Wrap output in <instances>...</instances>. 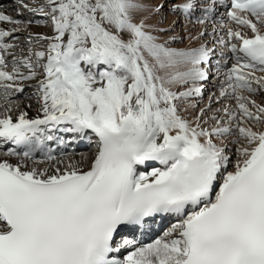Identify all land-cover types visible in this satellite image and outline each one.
I'll return each instance as SVG.
<instances>
[{
    "label": "snow or ice",
    "instance_id": "obj_1",
    "mask_svg": "<svg viewBox=\"0 0 264 264\" xmlns=\"http://www.w3.org/2000/svg\"><path fill=\"white\" fill-rule=\"evenodd\" d=\"M0 148V264H264V0H15Z\"/></svg>",
    "mask_w": 264,
    "mask_h": 264
},
{
    "label": "bare ground",
    "instance_id": "obj_2",
    "mask_svg": "<svg viewBox=\"0 0 264 264\" xmlns=\"http://www.w3.org/2000/svg\"><path fill=\"white\" fill-rule=\"evenodd\" d=\"M171 18V16L169 15L166 19H165V21H167L166 23H164L163 24V27H167L169 24H170V21H169V19ZM173 19H176V17L175 16H172V18H171V21L173 20ZM189 27H191V26H189ZM181 29H180V27L179 26H177V31H180ZM182 46V45H181ZM211 84H212V82L210 81L209 82V84L208 85H206V91L204 92V102L205 103H207V98H208V95L210 94V92H215V91H218V89L217 88H214V87H211ZM20 99V98H19ZM22 99V98H21ZM21 101H23L25 104L26 103H29V101H26V100H24V98L21 100ZM32 103H33V107H32V109L31 110H29V115L31 116V115H34L35 114V111H36V105H35V103H34V101H32ZM62 135V134H61ZM65 136H67V138H69V135L70 134H64ZM87 140H85V142H86ZM89 142V141H88ZM55 144V143H54ZM76 146H79V143H78V140H76ZM90 146H92L91 145V143H90ZM3 150V148H0V151H2ZM94 149L92 148V151H93ZM68 152H65V153H67L71 158H73V159H75V158H77L76 157V155L75 154H80V153H91V151L88 149V150H86L85 152H77L76 151V149H74L73 148V146L69 149V150H67ZM57 156H59V155H57ZM170 226V225H169Z\"/></svg>",
    "mask_w": 264,
    "mask_h": 264
},
{
    "label": "rangeland",
    "instance_id": "obj_3",
    "mask_svg": "<svg viewBox=\"0 0 264 264\" xmlns=\"http://www.w3.org/2000/svg\"><path fill=\"white\" fill-rule=\"evenodd\" d=\"M15 7V0H0V9H12V8H14ZM9 14H11V12L9 13ZM163 15H164V17H168L169 15L171 16V18H172V14L171 13H169V12H167V10L165 9V11H164V13H163ZM21 18H23V17H21ZM36 18H41V17H36ZM171 18L169 19V21L171 22ZM167 21H164V23H166ZM163 26V25H162ZM31 30L33 31V32H50V30L49 29H46V28H42V27H40V26H37V25H32V27H31ZM31 89H29L28 90V94L30 95L31 94ZM20 98V100H22L24 97H19ZM22 98V99H21ZM88 145L87 146H85L84 148H86V147H89V143H87ZM84 148L83 149H78V151L77 152H85V150H84ZM80 150H82V151H80ZM90 151H91V148L89 149Z\"/></svg>",
    "mask_w": 264,
    "mask_h": 264
}]
</instances>
